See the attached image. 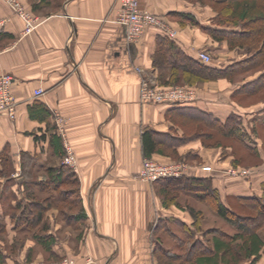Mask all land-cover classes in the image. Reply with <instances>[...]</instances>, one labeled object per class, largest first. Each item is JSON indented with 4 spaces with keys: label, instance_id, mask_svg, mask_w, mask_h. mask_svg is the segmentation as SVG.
Masks as SVG:
<instances>
[{
    "label": "crops",
    "instance_id": "1",
    "mask_svg": "<svg viewBox=\"0 0 264 264\" xmlns=\"http://www.w3.org/2000/svg\"><path fill=\"white\" fill-rule=\"evenodd\" d=\"M19 1L40 23L25 33L24 20L0 0V76H12L16 101L14 119L0 112V221L8 234L16 233L14 218L32 203L29 194L42 191L43 199L52 195L48 185L59 172L78 180L80 200L73 204L67 197L64 210L54 207L46 214L53 226L45 235L57 237L53 255L71 257L78 264H158V222L177 220L193 228L194 219L188 210L163 207L157 186L138 178L144 159L169 164L180 157L199 165L217 160L220 149L204 144L211 133L208 123L216 119L225 125L231 115L245 117L255 106L238 105L232 96L263 72L236 88L223 78L199 83L192 102L143 103L144 80L161 87L160 75L170 77L174 57L164 41L193 59L206 50L213 56L211 65L222 69L241 61L230 58L227 42H217L204 29L217 28L208 7L194 0H139L141 8L159 16L169 31L148 27L139 42L131 43L117 21L122 0ZM163 49L166 62L160 56L157 64L156 55ZM39 89L43 95L36 96ZM263 111L250 124L253 132L260 125L264 129ZM189 130L193 138L186 135ZM145 136L156 143L149 157ZM69 150L74 164L64 162ZM219 167L217 172L196 168L187 174L212 176L225 200L228 195L238 200L261 194L260 189L258 195L251 193L246 183L240 189L235 183L226 192L220 177L224 166ZM253 179L261 188L264 173ZM62 189L72 190L68 184ZM81 209L87 218L83 224L76 218ZM206 217L203 229L211 227ZM175 222L170 223L173 232L189 237ZM159 234L172 250L168 232ZM261 234L264 237L263 230ZM0 253L7 254L3 249ZM29 262L17 259L14 264ZM257 264H264V251Z\"/></svg>",
    "mask_w": 264,
    "mask_h": 264
},
{
    "label": "trees",
    "instance_id": "2",
    "mask_svg": "<svg viewBox=\"0 0 264 264\" xmlns=\"http://www.w3.org/2000/svg\"><path fill=\"white\" fill-rule=\"evenodd\" d=\"M214 5L216 12L213 24L217 28H204L219 43L227 42L230 50L236 48L244 49L251 46L257 47L254 53L249 51V55L225 68L205 64L198 59H193L182 54L177 46L170 41L166 45L169 48L173 62H169L171 68L170 77L166 78V73L160 75V85L163 87L175 86L181 82L189 85L227 79L230 82L234 78L251 71L258 70L263 72L255 81L241 86L235 93H246L251 95L264 89V0H208ZM220 7V8H219ZM222 29H220V28ZM228 28V29H227ZM1 47V46H0ZM167 51L157 53L156 63L165 62ZM213 57V56H212ZM161 59V61H159ZM161 86V87H162ZM209 128H214L219 132L225 133V138L234 136L238 141L246 145L247 149H253L250 144L248 132L235 115H231L226 124L223 125L219 120L212 119ZM209 137L212 133L207 134ZM146 141V142H145ZM146 156H150L156 151V143L150 136L144 138ZM205 145H207L204 142ZM208 146V145H207ZM216 148H222L221 144H214ZM158 152L163 153L158 144ZM180 159V157H176ZM208 172V171H207ZM210 172V171H209ZM212 172V171H211ZM74 177V176H73ZM214 178L197 177L185 174L180 178H165L153 183L158 188V197L163 207L170 208L176 206L179 209L188 210L193 216V228H189L185 223L177 220L162 219L158 222V237L156 235L158 264H257L264 251V237L261 234L264 228V183L262 196H252L249 198H239L238 201L246 204V208L255 210L256 216L244 215L236 212L231 203H226L222 199L219 189L214 185ZM71 185V191L62 189L64 185ZM45 189L44 184L40 185ZM191 187V189H188ZM49 188H53L54 193L46 198L40 194H29L28 198L32 203L24 206V210L19 217L14 218L15 231L29 233L32 238L50 254V257L59 262L58 258L52 254L53 245L57 242V237L52 234L45 235L50 230L51 224L46 214L50 209L57 207L59 203H65V199L72 198L74 201L79 199L78 180L75 178H64L59 172L54 174L50 180ZM47 190V189H46ZM193 191V195L189 191ZM42 192V191H41ZM40 192V193H41ZM70 194V195H69ZM190 195L195 200L206 204L219 218L224 220L234 229V233L229 234L217 227L203 229L202 221L204 212L192 207L191 204L183 205L180 202L181 195ZM22 204H19L21 208ZM32 206V207H31ZM79 208V206H78ZM77 208V209H78ZM32 213V214H31ZM15 215V214H14ZM77 221L83 224L86 221L84 211L76 216ZM176 221L178 227L189 233V237L184 238L173 232L170 223ZM80 224V225H81ZM6 225L0 221V234L5 233ZM168 232L172 239V244L176 249H168L163 243L159 232ZM199 233H203L202 236ZM4 259L0 253V261ZM29 261V260H28Z\"/></svg>",
    "mask_w": 264,
    "mask_h": 264
},
{
    "label": "rangeland",
    "instance_id": "3",
    "mask_svg": "<svg viewBox=\"0 0 264 264\" xmlns=\"http://www.w3.org/2000/svg\"><path fill=\"white\" fill-rule=\"evenodd\" d=\"M194 1L195 3H198V5L204 6L205 8L208 7L214 14L213 17H215L216 12L213 9L214 5L211 3H208L209 2L208 0H194ZM255 49H257V47L251 46V48L245 47L244 49L236 48L234 50H230L229 45H227V50L230 52L229 54L230 58L234 60H243L249 55V51L254 53ZM225 64H223V66H225ZM259 72L261 71L254 70L247 74L237 76L234 78V81L232 82H230L227 79L226 80L228 83H231L234 85L233 88H236L238 86L237 83L240 84L241 82L250 80L256 77V75H258ZM168 87H189V88H192L196 92V95L198 93L196 85H189L184 82H181L180 84H177L175 86H168ZM232 99L235 100V102L238 103V105H241L243 107L255 106L250 109L251 110L250 112L245 114V117L240 116L241 117L240 118L238 116H235L237 120L241 122L243 129L246 132H248V135L250 138L249 139L250 144H252V147L254 146V148L251 150L247 149L246 145L238 141L237 138H235L234 136L225 138L223 136L225 133L219 132L218 130L214 128H210V132L212 133V136L209 139H206L205 143L208 146H210L212 150L214 149V144H218V143L221 144L222 148H219L220 150L217 151V154H218L217 156L219 159L218 158L217 160L211 159V163L210 162L209 164L201 163L199 165V163L189 161L188 159H185V158H181V159L175 158V160H172L171 163L169 164H177V163L186 164L188 166L187 172L189 173L190 171L196 168L203 170V167L205 166L210 167L212 172L213 171L217 172L218 169H221L219 166L220 164H222L224 166L223 167L224 172H222V176L220 177L222 178V181L226 186L225 188L226 192L230 191L231 189L229 188H233L232 185H234L235 183L240 184L237 187L239 189L243 188L242 187L243 183H246L248 184V186H250L249 188L251 189L250 191L251 193L253 194L256 193V195H258V192H259L258 190L260 189L261 194H259L258 196H262L264 181L260 183L261 188H259L254 185L255 182H253L254 181L253 178L257 175L259 176L261 173H264V129L260 125V128L254 129V132H253V128L250 126V124L252 123L254 116H257L255 114H258L260 111L262 112L264 110V89L255 94H251V95L246 94V93L244 94L237 93L232 96ZM248 124L250 127L248 126ZM184 130H188V129L184 127ZM198 130L199 129H196V131ZM256 133L258 136H256L257 138L255 139ZM186 135L189 138L194 137L193 132L190 130L189 132H186ZM230 170H234L236 173L228 172ZM244 171H246L247 173L244 174L243 173ZM187 188L191 189V187L189 188V186ZM189 192H191L192 195L194 193L192 190ZM51 194L53 193L51 192ZM47 196L49 195L47 194ZM222 199L224 201H227V204L231 203V205L234 207L236 212L244 214V215L256 216L255 210H252L251 208H246L247 207L246 204H243L242 202L241 203L237 202L238 200L235 197L228 195L227 200H225L226 199L225 196L224 197L222 196ZM180 202L183 205H186L189 203L193 205L196 209L203 210L205 212V216H207L210 220V222L208 223H210L211 227L215 226L218 229H221L229 234H232L235 232L234 229L230 225H228L224 220H222L215 213H213V211L209 209L207 205L203 204L200 201L195 200L192 196L182 194L180 198ZM57 208L64 210V204L58 205ZM54 225H56V222ZM51 226H53L52 223H51ZM262 230L264 233V228H262ZM166 242H168V239L166 240ZM72 246H74V244ZM171 247L174 250L176 249L174 245ZM0 249H3L4 251L7 252V254H9V255L7 254L3 255L4 260H5L3 264L17 263V259L22 261L23 263H27V260H29L32 264H56L58 263L57 261L52 259L50 257V254L45 252V250L34 239H32V235L29 233L25 234V233H20L19 231L18 232L16 231V233H13V234L11 233L8 234L7 232L1 233L0 234ZM65 258H69V257H63L61 261L64 260ZM9 259L14 260L13 261L14 263H11Z\"/></svg>",
    "mask_w": 264,
    "mask_h": 264
},
{
    "label": "built area",
    "instance_id": "4",
    "mask_svg": "<svg viewBox=\"0 0 264 264\" xmlns=\"http://www.w3.org/2000/svg\"><path fill=\"white\" fill-rule=\"evenodd\" d=\"M14 11V14L20 16L25 22V33L32 32L40 23L38 17L27 13L19 0H5ZM118 23L126 28L127 39L131 43H137L144 36L148 27L168 29L163 20L151 12L143 10L139 0H122V7L118 16ZM198 59L205 64H211L212 55L201 50L198 53ZM12 76L3 74L0 76V112H6L12 119L16 114V101L11 91ZM36 96L43 95V90L39 89ZM197 99L196 92L189 87H158L151 80H144L141 88V100L143 103H165V104H184ZM63 123L59 120V124ZM66 164H74L72 152L69 150L68 157L64 160ZM188 166L183 163L162 164L149 158H145L138 178L145 182L153 184L165 178H180L187 174ZM203 171H211L208 166L203 167ZM236 173L234 170L228 171ZM244 174L247 172L244 171ZM56 264H78L73 258H65Z\"/></svg>",
    "mask_w": 264,
    "mask_h": 264
}]
</instances>
